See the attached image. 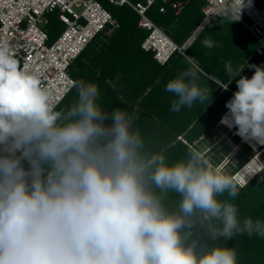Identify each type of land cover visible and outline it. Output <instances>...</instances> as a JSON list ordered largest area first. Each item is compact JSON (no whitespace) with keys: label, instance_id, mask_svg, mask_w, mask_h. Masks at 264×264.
I'll return each instance as SVG.
<instances>
[{"label":"clouds","instance_id":"obj_1","mask_svg":"<svg viewBox=\"0 0 264 264\" xmlns=\"http://www.w3.org/2000/svg\"><path fill=\"white\" fill-rule=\"evenodd\" d=\"M250 4L239 0L233 21ZM251 67L249 78L225 63L240 78L218 126L254 151L229 175L196 148L174 162L149 151L136 117L104 110L94 83L78 81L75 102L56 110L0 45V264H238L235 247L201 239L264 237V221L241 220L231 202L264 169V68ZM201 71L167 82L171 111L209 100ZM252 157L260 166L242 176Z\"/></svg>","mask_w":264,"mask_h":264},{"label":"trees","instance_id":"obj_2","mask_svg":"<svg viewBox=\"0 0 264 264\" xmlns=\"http://www.w3.org/2000/svg\"><path fill=\"white\" fill-rule=\"evenodd\" d=\"M161 1L157 0L147 10V16L163 28L173 41L182 45L203 20L204 0H176L184 4L179 14L175 13L170 4L166 5V13H160ZM102 3L111 12L115 23L98 35L74 60L69 71L71 76L76 83L85 81L98 86V103L104 110L121 108L133 114L136 117L135 126L144 129L140 132L149 151L163 154L169 162H174L182 159L191 148L199 150L197 144L211 141L216 135V130L220 127L219 121L228 111L226 101L237 91L236 80L240 77L227 76L225 63L230 62L234 70L242 69L240 75L250 78L255 71L251 65L264 68V52H258V41L237 20L245 28L244 37L228 35L225 17L229 20L233 17L227 13L217 15L209 23L210 28L214 27L212 31L209 32L206 27L186 51L202 70L199 82L211 93L209 100L204 103L196 101L191 108L184 107L179 112H173L170 110L171 101L175 97L165 91V86L192 64L178 52L173 53L164 64L159 63L154 52L145 51L141 47L149 32L140 27V16L136 11L128 5L115 6L105 0ZM155 5L157 9L153 12L152 7ZM220 16L222 18L215 23ZM50 17L48 33L53 41L64 26L53 15ZM206 38L217 46L211 49L205 47L202 41ZM227 85L225 90L223 87ZM76 98L74 87L55 109L67 108ZM105 123L110 124L111 120H106ZM145 130L146 132H142ZM231 140L236 144L240 142L235 136H231ZM220 142L222 145L225 139ZM210 151L211 149L205 154ZM253 154L254 151L248 145L242 144L234 155L240 165L231 169L228 174L236 173ZM226 156L227 152L221 153L218 160ZM230 163L231 161L226 166L231 167ZM25 167H28L27 162ZM238 191L239 194L231 202L238 207L240 219L264 221V169ZM201 243L235 247L238 264H264V237L244 234L227 240L221 237L212 241L203 236Z\"/></svg>","mask_w":264,"mask_h":264},{"label":"built area","instance_id":"obj_3","mask_svg":"<svg viewBox=\"0 0 264 264\" xmlns=\"http://www.w3.org/2000/svg\"><path fill=\"white\" fill-rule=\"evenodd\" d=\"M102 1L0 0V45H7L20 68L36 76L49 94L54 108L75 87L76 81L69 72L74 60L98 35L115 23ZM105 1L115 6L128 5L136 11L140 16V27L149 32L141 47L154 52L161 64L175 52L187 56V49L205 26L222 13L233 17L234 6L239 5V0H204L202 22L182 45H178L147 16V10L157 0H147L146 4L131 0ZM161 3L159 11L162 14L166 13L167 4L175 9L176 14L184 7L176 0H162ZM51 15L64 26L53 41L48 33ZM237 21L256 38L258 52L263 53L264 0H251L250 6L241 10Z\"/></svg>","mask_w":264,"mask_h":264},{"label":"rangeland","instance_id":"obj_4","mask_svg":"<svg viewBox=\"0 0 264 264\" xmlns=\"http://www.w3.org/2000/svg\"><path fill=\"white\" fill-rule=\"evenodd\" d=\"M131 1L133 3H143V4H146L147 3V0H131ZM155 9H157V5H155L154 7H152L153 12L155 11ZM220 18H222V16H220L215 21V23H217L220 20ZM198 25L199 24L196 25V27L194 28V30L197 28ZM206 27H207V29H208L209 32H211L212 29L214 28V27H211L210 28V24L208 26H205V28ZM225 27L228 29V32H227L228 35H231V36L232 35H236V36L240 35L241 37H244L243 32H245V30H244L245 28L239 22H237L236 20L235 21H233V19H230L229 20V19H227L225 17ZM205 28L203 29L202 32H204ZM110 33L111 32H109V34ZM209 34L212 35L213 33H209ZM209 34H207L206 37H208ZM197 64H198V62H197ZM222 139H225V142L221 145V142L220 141ZM241 145H242L241 142H239L238 144L234 143L231 140V134L229 133V131H227V130L221 128V127H218L217 128L216 135L213 137V139L211 141H207L206 143H203V144L202 143L197 144L199 150L204 154V156L211 163H213L215 166L221 167V169L223 171H225V172L228 171V172H226L227 174L231 171V169L233 170L235 167H238L240 165V161H238V159L236 160V157L235 158H233V157L236 154V151H238L240 149ZM209 149H211V151L209 153L205 154ZM220 152L222 154H224V153L227 152V156L224 157L221 160H218V157L221 156V153ZM261 158L264 159V152L262 153ZM258 160H259L258 158H253L250 161V163H248V165L240 172V174L242 176H244L245 174H248V173L251 174V173H253L252 172V168L257 167V166H260V162ZM229 161H231L230 164H232V166H231L232 168L230 166H225L226 163L229 162Z\"/></svg>","mask_w":264,"mask_h":264},{"label":"crops","instance_id":"obj_5","mask_svg":"<svg viewBox=\"0 0 264 264\" xmlns=\"http://www.w3.org/2000/svg\"><path fill=\"white\" fill-rule=\"evenodd\" d=\"M193 32V31H192ZM192 34V33H191ZM190 34V35H191ZM198 36V35H197ZM190 37V36H189ZM188 37V38H189ZM196 39V38H195ZM193 43V42H192ZM187 54V53H186ZM186 57V59L192 64V65H196V63H195V61H194V59L192 58V57H190L188 54H187V56H185ZM197 66V65H196ZM209 76V75H208ZM210 78H212L214 81H216V82H218L216 79H214L212 76H209ZM219 83V82H218ZM135 109H137V107L135 108ZM138 129L141 131V130H144V129H142V127L140 126V127H138ZM142 132H146V130L145 131H142Z\"/></svg>","mask_w":264,"mask_h":264},{"label":"bare ground","instance_id":"obj_6","mask_svg":"<svg viewBox=\"0 0 264 264\" xmlns=\"http://www.w3.org/2000/svg\"><path fill=\"white\" fill-rule=\"evenodd\" d=\"M252 145H254L255 147L257 146V145H259V143L258 142H256V141H254V140H251V141H249ZM254 157H252V159H253ZM250 163V162H249ZM258 167V166H257ZM256 170V167H254V168H252V172H254Z\"/></svg>","mask_w":264,"mask_h":264}]
</instances>
